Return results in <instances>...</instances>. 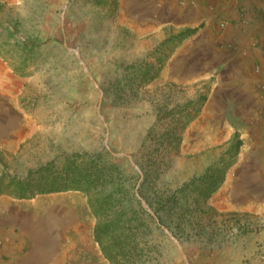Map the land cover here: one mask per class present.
<instances>
[{"label":"rangeland","instance_id":"374dc122","mask_svg":"<svg viewBox=\"0 0 264 264\" xmlns=\"http://www.w3.org/2000/svg\"><path fill=\"white\" fill-rule=\"evenodd\" d=\"M192 4L171 0L168 22L159 16L146 34L145 5L131 0L0 3L10 67L0 81V264H110L84 191L20 197L9 183L50 162L62 170L77 153L121 166L124 192L152 228L142 226L144 239L158 247L143 264H264V162L247 149L253 131L237 101L225 108L221 99L218 115L209 108L222 68L202 64L190 42L160 40L189 27L172 7ZM205 172L224 174L220 188L205 199L204 182L176 206L178 188Z\"/></svg>","mask_w":264,"mask_h":264},{"label":"crops","instance_id":"0c3cea01","mask_svg":"<svg viewBox=\"0 0 264 264\" xmlns=\"http://www.w3.org/2000/svg\"><path fill=\"white\" fill-rule=\"evenodd\" d=\"M194 1L195 4L185 5L184 8L172 7V10L176 11L178 20L189 27L204 24L195 35L183 42L187 46L190 42L189 47L199 53L202 64L223 69L213 96L216 103L211 111L213 115L221 114L224 109L221 99L225 101V108L230 102L237 101L233 110L240 115L243 130L247 135L253 131L247 139V149L264 162V0ZM17 2L21 0H0L1 4L7 5ZM131 3L136 7L145 5L142 13L148 21H152L145 27L146 34L153 32L149 27L159 16L161 21L168 22L171 0H131ZM136 32L137 36L144 35L143 32ZM163 35L160 37L162 42L169 36L164 38ZM157 38L158 34H152L150 41L153 43ZM9 77L10 67L0 57V81H7ZM3 236L2 247L5 246Z\"/></svg>","mask_w":264,"mask_h":264},{"label":"trees","instance_id":"16d2710c","mask_svg":"<svg viewBox=\"0 0 264 264\" xmlns=\"http://www.w3.org/2000/svg\"><path fill=\"white\" fill-rule=\"evenodd\" d=\"M203 26L202 23L199 26L186 27L178 34L166 38L162 45L170 41L181 44L195 35ZM24 44L30 50V47H33L28 41ZM18 69L21 67H17ZM239 136L240 132L236 131L235 138L237 140L229 148L230 151H234V154H237V150L243 142ZM82 157L83 154L80 153L67 156L62 170H56L54 163L50 162L36 171L29 172L24 178L11 177L9 183H16L15 194L20 197L33 196L36 192L49 193L68 189L84 191L96 217L94 238L109 263L143 264L151 262L150 255H153L158 247L152 240L144 239L145 231L142 226H148V229L152 228L133 207L129 194L124 192L126 187L120 178L123 175L121 166L117 163H107L100 158H87L81 161ZM233 163L234 160L227 158L226 165L222 168L224 172ZM218 164H213L209 170L219 171ZM207 173L194 176L178 188L174 194L173 203L177 206L179 199L183 198L186 191L195 189L204 182L208 185L204 196L205 199H209L220 188L224 181V174L212 177ZM2 182L3 178L0 179V185ZM125 207L129 209L123 210Z\"/></svg>","mask_w":264,"mask_h":264},{"label":"built area","instance_id":"2783aa9c","mask_svg":"<svg viewBox=\"0 0 264 264\" xmlns=\"http://www.w3.org/2000/svg\"><path fill=\"white\" fill-rule=\"evenodd\" d=\"M3 244H4V236L0 226V248L3 246Z\"/></svg>","mask_w":264,"mask_h":264},{"label":"bare ground","instance_id":"6f19581e","mask_svg":"<svg viewBox=\"0 0 264 264\" xmlns=\"http://www.w3.org/2000/svg\"><path fill=\"white\" fill-rule=\"evenodd\" d=\"M214 101H216V99L214 97L211 98L210 102H209V108L212 107V105L214 104ZM82 228V227H81ZM78 230V229H77ZM85 230V228L83 229ZM80 231V230H79ZM83 232V231H82ZM81 234V233H80ZM84 234V233H83ZM86 236V234H85Z\"/></svg>","mask_w":264,"mask_h":264}]
</instances>
